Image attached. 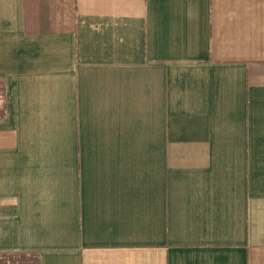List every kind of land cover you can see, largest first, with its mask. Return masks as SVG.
Listing matches in <instances>:
<instances>
[{
  "label": "crops",
  "instance_id": "obj_1",
  "mask_svg": "<svg viewBox=\"0 0 264 264\" xmlns=\"http://www.w3.org/2000/svg\"><path fill=\"white\" fill-rule=\"evenodd\" d=\"M0 259L264 264V0H0Z\"/></svg>",
  "mask_w": 264,
  "mask_h": 264
},
{
  "label": "rangeland",
  "instance_id": "obj_2",
  "mask_svg": "<svg viewBox=\"0 0 264 264\" xmlns=\"http://www.w3.org/2000/svg\"><path fill=\"white\" fill-rule=\"evenodd\" d=\"M1 94L2 93H1V88H0V114H1V109H2V105H1L2 95ZM15 261L16 262L18 261L17 257H14L12 255H6L0 259V264H15Z\"/></svg>",
  "mask_w": 264,
  "mask_h": 264
}]
</instances>
